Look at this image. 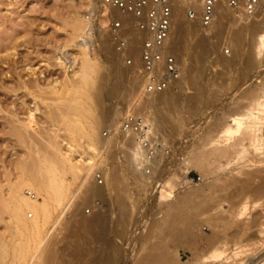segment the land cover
Masks as SVG:
<instances>
[{
  "label": "rangeland",
  "instance_id": "rangeland-1",
  "mask_svg": "<svg viewBox=\"0 0 264 264\" xmlns=\"http://www.w3.org/2000/svg\"><path fill=\"white\" fill-rule=\"evenodd\" d=\"M93 5L92 0H0V256L13 241L19 243L13 239L18 229L28 226L38 236L26 247L27 261L51 251L49 264H172L173 259L176 264H225L228 259L264 262V234L255 232L264 229V192L242 189L246 183L252 188L264 184V108L254 107L259 121L242 117L255 101L264 104V48L252 59L255 35L264 40L261 20L229 10L227 18L216 20L217 29L200 28L192 35L172 29L174 45L180 46L176 57L193 67L192 80L184 69L179 88L147 97L136 72L125 66L106 35H100L103 13L92 26V84L80 80L76 42L85 38L83 15ZM240 28L242 32L235 34ZM73 90L78 91L81 114L69 111ZM170 95L177 99L169 105L163 97ZM116 108L122 114L132 110L148 117L171 148L169 162L156 177L142 180L128 152L122 157L114 148H102L106 143L102 130L119 119H111ZM68 123H75L81 133L73 132ZM249 125L256 129L243 136L240 147L237 139ZM90 126L96 131L94 151H88L89 142L82 137ZM228 126L236 128L230 131ZM251 142L260 149L252 148ZM62 153L74 161L87 159V169L97 164L104 178L98 186L110 189L113 182L108 177L116 172L119 200L112 189L106 195L89 194L88 185L96 183L93 178L84 188L78 180L60 196L59 206L49 201L50 219L43 210L45 215L41 210L36 217L25 214L13 198L22 191L29 197L25 190L37 194L32 176H40V162H56ZM170 180V197L163 202L160 191ZM157 181V188L148 187ZM93 199H100L107 210L104 236H97L95 229L87 233L82 229L81 222L93 216L84 212ZM244 206L246 212L240 214ZM202 212L206 218L198 217ZM183 215L186 223L171 229ZM241 228L249 230L237 237ZM212 234L227 243L219 263L204 258L217 247L209 239ZM235 244L241 248L235 250ZM241 250L235 258L233 253ZM24 261L0 258V264Z\"/></svg>",
  "mask_w": 264,
  "mask_h": 264
},
{
  "label": "built area",
  "instance_id": "built-area-1",
  "mask_svg": "<svg viewBox=\"0 0 264 264\" xmlns=\"http://www.w3.org/2000/svg\"><path fill=\"white\" fill-rule=\"evenodd\" d=\"M98 5L119 11L130 17L128 22L119 18L108 21L106 31L109 39L125 66H134L140 79L142 94L156 95L181 86L183 66L172 48L173 11L176 0H94ZM225 5L240 10L248 19L259 18L264 22V0H201L197 9L186 7L188 20L198 19L201 29H206L219 18V6ZM88 16V14H87ZM95 20L89 18L87 43L92 46V26ZM138 49V60L126 54L132 48ZM228 52V50H226ZM108 150L114 148L121 156L132 153L133 166L143 174L156 177L167 165L172 155L171 148L158 135L152 120L138 112L126 110L116 125L102 130ZM94 171V169H93ZM97 184H103L101 169L93 172ZM159 181L152 182L149 188L155 189ZM32 199L37 195L25 190ZM104 206L100 199H93L84 209L91 214ZM104 208V207H103ZM29 216L30 213H29ZM225 264H249V260L228 259Z\"/></svg>",
  "mask_w": 264,
  "mask_h": 264
},
{
  "label": "bare ground",
  "instance_id": "bare-ground-1",
  "mask_svg": "<svg viewBox=\"0 0 264 264\" xmlns=\"http://www.w3.org/2000/svg\"><path fill=\"white\" fill-rule=\"evenodd\" d=\"M93 2V8L92 10H89V11H86V13L88 14V16L86 15H83L84 16V21L86 23V26L84 28V34H85V38L84 40H80L79 42H76V46L79 48V51H80V54H81V58H80V80L85 83V84H92V80L89 78V73H91L93 70H94V62L92 61V57H91V52L92 50L90 49V45L87 43V38L86 37H89L87 34H88V29H89V18L92 17L95 21L98 20L99 22V13H103V17L102 19L105 21L104 25H100L99 23V28H100V35L101 36H105L106 35V38H108V41H109V44L112 45L110 39H109V36L107 34V31H106V26L108 24V21L112 18H119V19H122L124 20L125 22H128L130 20V17L127 16V15H123L121 14L119 11H116L114 9H108L106 7H103V6H100L98 5L94 0H92ZM200 3H201V0H176V4H175V8H174V11H173V26H172V29H175V30H179L180 32H183L184 34L183 35H187L189 33L192 34H195V31L198 30V32L200 31V25H199V21L198 19L196 20H188L186 17H185V9L186 7H193L195 9L198 10L199 6H200ZM229 10H234V9H231L227 6H225L224 4L219 6V17L221 16L222 18L223 17H226L227 18V15H228V11ZM236 14H239L240 10H235ZM218 18H216L211 24L210 26L207 28L209 29L211 26L212 28H216V20ZM235 19V18H234ZM237 20V19H236ZM235 20V21H236ZM239 22V21H238ZM262 22V21H261ZM194 23V24H192ZM218 24V23H217ZM240 24V23H239ZM238 24V25H239ZM262 24L264 25V22H262ZM193 25H197L198 27L197 28H194ZM218 26V25H217ZM229 26V25H228ZM82 28V27H81ZM80 28V29H81ZM79 29V28H78ZM206 29V30H207ZM217 29V28H216ZM225 29V28H224ZM232 29V28H230ZM234 31V30H233ZM173 32V30H172ZM217 32V31H216ZM223 32V30H222ZM242 32L241 28L238 29L237 31H235L234 33L235 34H240ZM197 33V32H196ZM83 34V35H84ZM218 34H219V30H218ZM223 34V33H222ZM221 34V35H222ZM82 35V36H83ZM217 35V34H216ZM220 35V36H221ZM178 36V35H177ZM202 37V38H201ZM201 42L204 40L203 38H205V35L202 34L201 36ZM75 38V37H74ZM171 38H172V48H171V52L174 53L177 57H179V53L180 52V46H175L174 45V40H173V37L171 35ZM256 39H253V52H252V59L255 60L256 56L258 57L261 53H262V50L264 48V40H263V36H259V33H257V35H255ZM77 40V39H76ZM255 40V42H254ZM85 43L87 44V46L85 45ZM176 43V42H175ZM199 43V41H198ZM180 44V43H179ZM182 44V43H181ZM199 45H197L198 47ZM202 46V45H201ZM92 48L93 45L91 46ZM113 47V45H112ZM114 48V47H113ZM115 49V48H114ZM120 56L122 55L121 53H118ZM126 54H129L131 55L133 58H134V61L137 62L138 60V49L136 47H132L130 48ZM66 55V54H65ZM65 57V56H64ZM64 57H62L64 59ZM199 58V57H198ZM179 59V58H178ZM181 59V58H180ZM59 60V59H58ZM67 63H69L70 61L68 59H64ZM72 62H75L73 61V59H71ZM182 62V66H183V71L185 69V72H187V77H188V80H192V73H193V67H190V66H185L184 64V61L183 59H181ZM198 60V59H197ZM60 61V60H59ZM61 62V61H60ZM62 63V65H64L65 63ZM184 64V65H183ZM185 66V67H184ZM69 67V66H68ZM128 68L132 69V71L134 72L135 71V68L134 66H127ZM136 72V71H135ZM184 72V73H185ZM186 74V73H185ZM135 75L138 77V75L135 73ZM133 78V77H132ZM183 78V77H182ZM134 79V78H133ZM139 79V77H138ZM194 79V78H193ZM140 81V79H139ZM182 81V80H181ZM94 83V81H93ZM133 82H132V86L133 87ZM183 88V87H182ZM114 91V90H113ZM130 91V90H129ZM77 92L78 91H74L73 90V93H74V97L70 100V105H69V111L75 113V114H81L83 112V109L78 107L77 106V98L75 96H77ZM115 92V91H114ZM170 92V90H166L162 93H159V94H156V95H160V94H165V93H168ZM84 93V91H83ZM81 94L79 92L80 95H84V94ZM146 95L147 97H155L156 95H149V94H144ZM168 95V94H167ZM171 96V97H170ZM170 96H165L163 97V99L167 102V104L170 105L171 102H175L174 100H176L177 98L176 97H172V95ZM82 97V96H81ZM86 97V95H85ZM86 99H88L86 97ZM79 103V102H78ZM119 107V106H118ZM259 111L263 110L264 108V104H262L261 102L259 101H255L254 104H250V108L244 113L242 114V117H246L247 119H256L257 121H259V117H256L255 114L253 113V110H255V108ZM262 108V109H261ZM172 109V108H171ZM85 112V110H84ZM172 112V111H171ZM92 114V113H91ZM122 114V111H121V108L118 109H114V112L111 116V119L112 121L116 120L117 118H119ZM145 114V113H144ZM146 115V114H145ZM173 116V115H172ZM146 117V116H145ZM148 118V117H146ZM67 125V124H66ZM69 127L71 128V130L73 132H80L77 125L75 123H68ZM156 125V124H155ZM88 127V125H87ZM228 130H235V126H228L227 127ZM89 133L82 136V137H85L88 142H89V147H88V151H94L96 148V145H94L93 143V133L96 132L94 127L93 126H90L89 128ZM255 127L253 125H249L247 128H246V131H244L242 133V137H239L237 139V142H238V145L241 147L243 145V142H244V138L243 136L244 135H250L251 133H254L255 131ZM70 130V131H71ZM78 136V135H77ZM95 139V138H94ZM227 142L230 141V138L229 139H226ZM103 143V142H102ZM250 146L252 148H254L255 150H258L260 148H258V146L256 144H254V142H251L250 143ZM102 148L105 150L106 149V143L104 142L103 145H102ZM102 152H100L98 155L100 156ZM54 154V153H53ZM239 155V152L237 153ZM50 155V154H49ZM243 155V154H242ZM127 157L129 156V159L131 161V164L133 165V162H132V158H133V155L132 153H129L128 155H126ZM52 157V156H50ZM49 158V157H48ZM53 159V157H52ZM100 159V158H99ZM87 159H84L82 161L80 160H76L74 161V159L69 155V154H65V153H62L60 154L58 160H54L53 161H49L48 159L46 160H43L42 162H40V166H42L40 168V171L38 174L39 175H36V176H32L33 177V180H35L37 186V189H38V192H37V197L38 198H35V199H30V197H26L22 191L21 194L19 195H16L17 197H14V199L17 200V204L15 205H18L21 209L24 210L25 214H28L30 213L31 216H34L35 213H37L39 210H43L45 211V214L46 216L48 217V219H50V211H49V206H48V203L49 201L50 202H54L55 204V207L59 206V202H60V196L64 193H66L68 190H69V187L71 186V184H73V182H77L78 180H80L81 184H80V188H84L87 186V184L90 183V180L93 178V172H95L96 169H99L98 165L95 164L94 167L90 168V169H87L90 167L89 165V162H86ZM42 163V165H41ZM133 168L135 170H137L134 166ZM39 169V168H38ZM94 169V171H93ZM31 170V169H30ZM116 171V170H115ZM263 171V170H262ZM28 173V172H27ZM264 173V171L262 172ZM34 174V173H33ZM25 176V175H24ZM30 175H28L29 177ZM38 176V177H37ZM64 176H68V178H64ZM119 176L117 175L116 172H112L111 175L108 177L113 183L111 185V188L110 189H107V186L105 188V186H98V185H101V184H97V183H93L91 185H88V190L87 192L89 194H95L97 196H99L100 194H107L108 190L110 191L111 189L114 190L116 193H114V195L117 197V199L115 200H119L118 198L120 197L119 195ZM139 177L142 179V180H146V178L148 177V175H145L143 174L140 170H139ZM27 178V177H25ZM107 177L105 178L106 180L108 179ZM145 178V179H144ZM26 180V179H25ZM23 181V180H22ZM172 182V184L169 183L166 184V188L162 187V190L160 191V200L161 201H165L167 200L168 196L170 195V191H171V188H172V185H173V180H170ZM247 181V180H246ZM25 182V181H24ZM92 182V181H91ZM27 183V182H25ZM175 183V182H174ZM22 185V184H21ZM251 184H248L246 183V185L244 184L243 186V190L245 191H259V192H264V184L260 187H257V188H252L251 186H249ZM30 187V186H29ZM109 187V186H108ZM28 188V187H27ZM32 189V187H30ZM34 189V188H33ZM121 190V189H120ZM123 191V190H121ZM86 192V193H87ZM242 192V191H241ZM18 192H16L17 194ZM110 196L111 193H110ZM170 197V196H169ZM84 198V196H83ZM103 198V197H102ZM80 199V197H79ZM82 199V198H81ZM106 199V198H105ZM123 200V199H122ZM124 201V200H123ZM163 201V202H164ZM12 202V201H11ZM120 202H121V198H120V201H119V205H120ZM117 203V202H116ZM122 203V202H121ZM75 204V203H74ZM125 204V203H124ZM14 205V204H13ZM123 205V203H122ZM121 206V208L124 206ZM73 206V205H71ZM9 207V206H7ZM104 207V206H103ZM102 206H100V209L91 213L93 216L92 218L90 217V219L86 220L84 219L83 222H81V225H82V229L83 231L85 230L86 231H92L94 230V232L96 233L97 236H104L105 233H106V225H105V221H106V218L105 217V212L107 210H104ZM67 208V206L65 207ZM69 209V208H67ZM66 209V210H67ZM125 209V207H124ZM20 211V209H18ZM121 210V209H120ZM246 210V206L242 207L241 211H240V214H243L244 211ZM42 211V213H43ZM64 211V209H63ZM123 212V211H122ZM212 212V210H211ZM246 212V211H245ZM21 213V211H20ZM52 213V212H51ZM13 214V212H12ZM19 214V213H18ZM22 214V213H21ZM21 214H19V216H21ZM24 214V213H23ZM44 214V213H43ZM42 214V215H43ZM44 214V215H45ZM182 214V213H181ZM43 215V217H44ZM207 215V213L205 212H202L198 215L199 218H202V217H205ZM239 215V214H238ZM17 217V215H16ZM36 217V216H34ZM63 217V215L61 216ZM241 217V216H240ZM23 218V217H21ZM33 218V217H32ZM59 218V217H58ZM206 218V217H205ZM204 218V219H205ZM187 216L183 215L178 222L176 223H173L172 226H171V229H173V227L178 224V223H186L187 221ZM44 220V219H43ZM18 222L19 219H18ZM17 222V223H18ZM49 222V220H48ZM32 223L34 224V226H36V223H35V220L32 219ZM243 224V223H242ZM56 225V224H55ZM20 226V225H19ZM24 226V225H23ZM22 226V227H23ZM31 226V225H30ZM21 227V228H22ZM78 228V227H77ZM240 228V227H239ZM245 228V227H244ZM37 229V228H36ZM80 229V228H79ZM170 229V227H169ZM242 229V228H241ZM238 230V233L236 231V236L237 237H241L243 236L244 234H246V231L249 230V229H242V231ZM74 231V230H73ZM78 231V230H77ZM82 231V230H81ZM37 231L35 230V228H29L28 226L24 227L23 230L21 229H18V231L16 232L17 234H15L13 236V239L14 240H18L19 243L15 244V241H13L9 246H6L5 248H3L2 250V253H1V256L0 258H9L10 256L12 257V259L14 258H20V259H23L25 260L24 261V264H49V262H51V251L47 252V253H42L41 255H33L30 257V260L27 261V256L26 254H28L29 251L26 250V247L29 246L30 242H32L33 240L35 241V238L38 236V233H36ZM84 232V233H85ZM256 234H264V229L263 230H257L255 231ZM254 232V233H255ZM87 233V232H86ZM94 233V234H95ZM82 235V234H81ZM85 235V234H84ZM95 235V236H96ZM72 236V235H71ZM94 236V235H93ZM235 236V237H236ZM102 238V237H101ZM105 238V237H104ZM177 238V237H176ZM100 239V238H99ZM175 239V237L173 238ZM209 239L211 240V243H214V244H217V247L214 249V251L207 257H204L206 259V261L209 259L213 260L214 262H221L225 256V253L227 251V243L224 242V241H221L219 240L218 238L214 237V235L212 234L211 236L209 235ZM98 240V239H96ZM94 241V240H93ZM99 241V240H98ZM5 244V243H4ZM99 244V243H98ZM241 248V246L239 244H235V250ZM38 249V248H37ZM112 249V248H111ZM115 249V252L119 250L114 248ZM101 251V250H100ZM107 251V250H106ZM117 252V253H118ZM241 251H237V252H234L233 255L237 256L238 253H241ZM51 253V255H50ZM50 255V256H49ZM103 255V254H102ZM116 255V254H115ZM151 255H153V253H151ZM113 256V255H112ZM235 256V258H236ZM50 257V259H49ZM111 257V256H110ZM110 259V258H109ZM108 260V259H107ZM263 260V259H262ZM262 260L258 261L257 264H264V262H262ZM91 261V260H90ZM241 261V259H240ZM92 262V261H91ZM109 262V261H108ZM87 264H93V263H87ZM96 264V263H95ZM172 264H176V260L173 259L172 261Z\"/></svg>",
  "mask_w": 264,
  "mask_h": 264
}]
</instances>
